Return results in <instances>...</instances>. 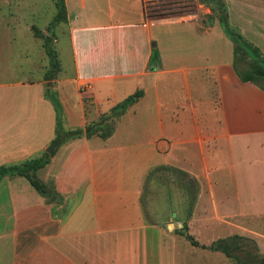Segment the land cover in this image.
<instances>
[{
	"label": "crops",
	"instance_id": "obj_1",
	"mask_svg": "<svg viewBox=\"0 0 264 264\" xmlns=\"http://www.w3.org/2000/svg\"><path fill=\"white\" fill-rule=\"evenodd\" d=\"M224 2L230 27L264 57V0ZM12 3L11 17L22 0ZM64 3L70 70L59 60L49 79L0 84V166L39 158L55 142L47 89L65 131L143 95L106 140L56 144L36 172L53 198L24 177L0 180V264H228L208 247L234 235L264 247V89L238 77L218 17L203 5L212 17L151 21L144 0ZM162 166L197 188L190 206L169 205L174 221L143 208L147 176Z\"/></svg>",
	"mask_w": 264,
	"mask_h": 264
},
{
	"label": "rangeland",
	"instance_id": "obj_2",
	"mask_svg": "<svg viewBox=\"0 0 264 264\" xmlns=\"http://www.w3.org/2000/svg\"><path fill=\"white\" fill-rule=\"evenodd\" d=\"M7 1H10V4L5 3ZM12 1L4 0L3 4H0V31H3L0 32V84L39 80L51 71L49 59L43 52L41 41L32 38L30 34L32 32L27 30L31 27L43 30L45 35L55 34L58 41L52 44V48L59 57L58 62L60 60L64 70L68 72L70 66L65 26L59 23L53 25L50 30V24L56 13L54 5L56 0H22V9L11 17L8 13L16 9ZM143 5L145 15L151 21L191 18L196 14L199 18L216 15L203 14L196 0H144ZM186 191L183 183L172 173L167 171L156 173L145 190L143 204L145 213L151 218L176 220L170 217L169 205L190 206V197L186 195ZM182 193L186 197H182ZM184 217L185 212L181 218L184 219ZM253 243L257 248L253 253L259 258L264 257V247H258L255 241ZM228 264H235V262L228 259Z\"/></svg>",
	"mask_w": 264,
	"mask_h": 264
},
{
	"label": "trees",
	"instance_id": "obj_3",
	"mask_svg": "<svg viewBox=\"0 0 264 264\" xmlns=\"http://www.w3.org/2000/svg\"><path fill=\"white\" fill-rule=\"evenodd\" d=\"M197 5L208 7L212 14H216L220 24L222 25L224 33L231 40L234 46V68L242 82L252 83L264 89V57L260 51L252 44L247 42L237 31L232 29L227 20V9L224 0H196ZM56 13L50 24V30L53 25L67 22L66 7L64 0L55 1ZM163 16V15H162ZM33 35L43 41L45 53L49 59L51 71L46 75L49 79L52 73H55L58 68V60L55 51L52 48L54 35H44L35 27H31ZM142 91H137L130 95L120 103L116 104L109 113L102 115L96 121L87 124L83 129H76L65 131L61 124V107L54 96L48 89L45 91V97L51 102L56 113V129H55V142L57 146L63 142L80 137L91 138L93 136L99 137L102 140L109 138L114 132L116 123L132 107L141 97ZM49 162L47 154L39 158L27 160L23 163L16 165H3L0 166V180L5 176H20L29 181L31 186L41 195L47 199L54 197L55 192L52 187H48L41 183L37 177L36 172L45 167ZM167 171L172 173L178 180L185 186L186 195L190 197L191 204L194 200V194L197 192L194 182L188 176L169 166H162L151 170L147 176V185L145 190L158 172ZM145 193L143 196H145ZM185 195V197H186ZM144 204V199H143ZM181 234L196 247L199 243L196 242L190 235L185 233L186 226L182 229ZM202 248H206L201 246ZM211 251L223 253L227 258L234 260L235 264H264V257H257L253 252L257 250L255 243L249 238L234 235L227 239H222L214 242L208 247ZM241 254H243L241 256Z\"/></svg>",
	"mask_w": 264,
	"mask_h": 264
},
{
	"label": "water",
	"instance_id": "obj_4",
	"mask_svg": "<svg viewBox=\"0 0 264 264\" xmlns=\"http://www.w3.org/2000/svg\"><path fill=\"white\" fill-rule=\"evenodd\" d=\"M56 147V143L53 142L46 150L45 152L48 154V156L51 158L53 157L54 149Z\"/></svg>",
	"mask_w": 264,
	"mask_h": 264
},
{
	"label": "built area",
	"instance_id": "obj_5",
	"mask_svg": "<svg viewBox=\"0 0 264 264\" xmlns=\"http://www.w3.org/2000/svg\"><path fill=\"white\" fill-rule=\"evenodd\" d=\"M88 89V86H85L83 89V92H85Z\"/></svg>",
	"mask_w": 264,
	"mask_h": 264
}]
</instances>
